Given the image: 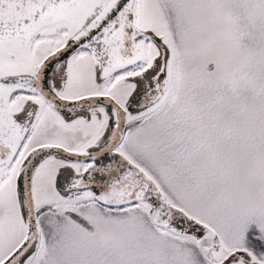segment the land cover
Here are the masks:
<instances>
[{
  "label": "snow or ice",
  "instance_id": "6c2138e0",
  "mask_svg": "<svg viewBox=\"0 0 264 264\" xmlns=\"http://www.w3.org/2000/svg\"><path fill=\"white\" fill-rule=\"evenodd\" d=\"M0 264H264V0H0Z\"/></svg>",
  "mask_w": 264,
  "mask_h": 264
}]
</instances>
